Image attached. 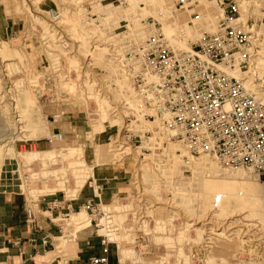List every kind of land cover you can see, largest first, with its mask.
<instances>
[{"label":"rangeland","instance_id":"rangeland-1","mask_svg":"<svg viewBox=\"0 0 264 264\" xmlns=\"http://www.w3.org/2000/svg\"><path fill=\"white\" fill-rule=\"evenodd\" d=\"M190 4L180 10L177 0H0V175L29 202L71 201L82 190L97 198L55 217L58 253L89 236L111 264H264V174L225 170L231 168L218 161L220 168L206 153H192L187 136H176L178 144L159 134V122L128 127L135 101L121 60L130 72L129 48L149 40L151 28L180 51L214 31L219 0ZM254 5L264 7V0ZM58 10L56 25L47 12ZM129 30L139 42L124 40ZM134 56L135 72L144 73L138 47ZM52 134L63 140L49 141ZM211 180L233 188L206 191ZM42 185L48 191L37 194ZM210 228L223 237L206 245ZM242 240L249 244L240 249Z\"/></svg>","mask_w":264,"mask_h":264},{"label":"built area","instance_id":"built-area-1","mask_svg":"<svg viewBox=\"0 0 264 264\" xmlns=\"http://www.w3.org/2000/svg\"><path fill=\"white\" fill-rule=\"evenodd\" d=\"M190 1L177 0V5L180 10H187L191 8ZM245 1L219 0L223 14L215 31L203 32L189 50L176 51L162 33L129 48L130 73L138 90L149 95L148 98L155 97L158 114H168L167 123L175 136H187L185 143L188 142L187 148L192 153H208L226 167L251 168L261 175L264 102L248 92L242 78L232 74L234 70H253L260 48L253 38L264 41L261 28L264 7L255 6L256 0H252L246 11L242 8ZM194 16L195 21L201 20L198 12ZM136 47L145 64L141 74L135 72ZM152 115L157 117L149 112L145 117ZM85 208L92 211L91 203ZM38 210L39 203L29 202L26 208L29 222L36 223ZM109 262L105 253L92 257L89 264Z\"/></svg>","mask_w":264,"mask_h":264},{"label":"crops","instance_id":"crops-1","mask_svg":"<svg viewBox=\"0 0 264 264\" xmlns=\"http://www.w3.org/2000/svg\"><path fill=\"white\" fill-rule=\"evenodd\" d=\"M90 198L97 199L91 191L82 190L71 201L43 199L36 223H31L26 216L27 197L0 175V264H89L92 257L104 255L100 240L89 236L68 243L63 253L57 252L55 238L61 227L55 217L68 215Z\"/></svg>","mask_w":264,"mask_h":264},{"label":"bare ground","instance_id":"bare-ground-1","mask_svg":"<svg viewBox=\"0 0 264 264\" xmlns=\"http://www.w3.org/2000/svg\"><path fill=\"white\" fill-rule=\"evenodd\" d=\"M244 5H245V2H243V4H242V8L243 9H246L245 7H244ZM54 12V11H53ZM47 14H48V18H49V20L52 22V23H57V22H59L60 20H61V18H62V12H60L59 10H58V12L56 13L55 12V14L54 13H52V12H47ZM222 14H223V11L221 10V17H222ZM262 16H264V14H261ZM221 17H220V19H221ZM103 19V17H101V19L100 20H102ZM102 22V21H101ZM63 24V22L61 21L60 22V26ZM57 25V24H56ZM56 25H54V26H56ZM59 25V24H58ZM153 26V25H152ZM63 27V26H62ZM59 28V27H58ZM60 29V28H59ZM155 29V30H154ZM151 28V30H149V34H153V35H156V34H160V33H162L163 34V36L165 37V40L169 43V40L167 39V37H166V35L164 34V32H163V30L162 29H159V30H156L157 28ZM216 29V28H215ZM61 32H62V30H60ZM215 31V30H214ZM214 31H210V32H214ZM132 30H129L127 33H124V40H127L128 38H132V41H136L135 40V38H134V36L132 35ZM202 32H205V30L204 31H202ZM264 33V32H263ZM149 34H148V36H149ZM258 34V33H257ZM257 36H259V35H257ZM147 38V37H146ZM146 38H144L142 41H144ZM199 38H200V36L198 37V40H199ZM197 40V41H198ZM253 41H255V43L256 44H258V45H260V48L257 50V56L255 57V60L253 61L254 63H253V70L252 69H250V71H248V72H240V71H238V70H234V71H232V74L233 75H236V76H238V77H240V78H242L243 79V81L245 82V86H246V88H247V90H248V92H250V93H253L259 100H261V101H263L264 102V100L263 99H261V96L260 95H258L257 94V91L254 89V88H258L259 89V91L260 92H264V86H262L263 84V82H264V53L262 52V49L264 48V43H262V41H259V39L258 38H253ZM136 42H139V41H136ZM118 43H119V41H118ZM118 43H116V41H115V45H114V49H115V47L117 46L116 44H118ZM121 45V44H120ZM169 45H170V43H169ZM192 46V45H191ZM117 48V47H116ZM121 48V47H120ZM113 49V50H114ZM176 51H180V50H176ZM125 60H121V67H122V69H123V71L126 73V74H128V76H129V78L130 79H128L126 82L128 83V85L129 86H131V87H133V92H134V101H135V108H134V110L130 113V115H131V117H135L136 118V121H133L132 120V122L131 123H129L128 124V127H129V130H131V128L130 127H138V128H146V124L149 122V123H154V122H159V124H160V127H159V129H158V133L159 134H164V133H166L167 135H170V137L171 138H173V139H175V142L176 143H183L182 141H178L175 137V135H176V133H175V131L174 130H172L171 128H169V125H168V123H167V121H168V119H169V116H168V114L167 113H162L161 115L160 114H158V109H157V104H158V102H157V100L155 99V97L153 96L152 98H148V96H147V94L146 93H144V92H141L140 90H138V88L136 87V85L133 83V76H132V74L129 72V70H128V68H127V66L125 65ZM127 71H126V70ZM230 72V71H229ZM252 74V75H251ZM259 82H261V83H259ZM262 84V85H261ZM263 88H262V87ZM254 87V88H253ZM146 112H149V113H153V114H156L157 115V117L154 119V120H149V119H147L146 117H145V114H146ZM19 118V117H18ZM148 128V127H147ZM157 131V130H156ZM49 140L50 141H54V140H60V142L63 140V135L62 136H60V135H54V134H52V135H50L49 137ZM184 144V143H183ZM103 148H105L104 146H101V149H100V153H99V158H100V160H102V161H105V159L106 158H108L107 156H106V153H105V151H104V149ZM114 150V149H113ZM112 153V152H111ZM113 154H114V152H113ZM23 155V154H22ZM25 156L24 157H27V156H29V157H33L34 156V154H33V152L32 153H27V154H24ZM210 154H206V155H204V156H207V158H208V160H210V161H212V163L214 164V165H216V166H218V167H220L219 165H218V160L215 158V157H212V158H210V156H209ZM203 157V156H202ZM122 158V157H121ZM191 158H193V157H191ZM107 160V159H106ZM108 160H110V159H108ZM216 160V161H215ZM122 162V161H121ZM109 163V162H108ZM103 164H105V163H103ZM124 164V163H123ZM192 164V163H191ZM221 164V163H220ZM105 167V166H104ZM221 168V167H220ZM228 168H231V167H228ZM246 167H239V168H231V169H225V170H231V171H234V170H237V171H245L246 169H245ZM247 169H249V170H252L254 173H256L257 175H259L257 172H255L253 169H251V168H247ZM249 170H247V171H249ZM251 172V171H250ZM245 183H247V182H245ZM205 185V189H206V191H209V192H212V191H218L219 189H232L233 188V186H231V185H229V184H225V182H219V181H213V180H211V181H209V182H207V184H204ZM244 187V186H243ZM40 190H36V189H34L35 191H38L37 192V194H41L44 190H46V191H48V189H46V188H44L43 187V185L39 188ZM221 190V191H222ZM225 192V191H224ZM31 194H33V192L31 191L30 192ZM231 193H233V192H231ZM231 193H229L230 195H232ZM37 194H33L34 196L35 195H37ZM242 195H245V193L242 191ZM34 196H32V197H34ZM38 196V195H37ZM41 196H43V195H41ZM247 196H250L249 194H247ZM33 199V198H32ZM221 199H222V197L221 196H219V197H217L216 198V200H215V202L216 203H220V201H221ZM245 203V202H244ZM244 206V205H243ZM153 207H155V206H153ZM152 207V208H153ZM151 208V209H152ZM164 209V208H163ZM162 209V206L161 207H155V208H153V212H161V210H163ZM164 212V211H163ZM165 212H166V210H165ZM162 213V212H161ZM166 214V213H165ZM163 215H164V213H163ZM209 217H211L210 215L207 217V219L209 218ZM165 218V217H164ZM206 219V220H207ZM205 220V221H206ZM210 222L212 221V218L211 219H208ZM208 221V222H209ZM234 221V220H233ZM207 222V221H206ZM231 222V221H230ZM235 222V221H234ZM190 223V221L188 220V223H187V225H185L187 228H193V224L191 225V224H189ZM193 223V222H192ZM214 223V222H213ZM210 224H212V223H210ZM230 225H232L233 223H229ZM242 224V223H241ZM225 225H228V224H225ZM224 225V226H225ZM234 225V224H233ZM210 226H212V225H210ZM229 226V225H228ZM240 227V226H239ZM214 228H215V226H214ZM235 228V227H234ZM233 228V229H234ZM211 230H209V232H208V234H207V239H206V241H204V244H206V245H211V241L213 240V236L215 237H219V238H221V236H222V234L221 233H218V234H216L217 232H214L215 230H213L212 228H210ZM216 229V228H215ZM189 230V229H188ZM227 230V229H226ZM197 232L196 233H198V234H200L201 233V231H200V229H197L196 230ZM211 231V232H210ZM222 231V230H221ZM233 231V230H232ZM241 230H239V232H240ZM219 232V231H218ZM228 232V231H227ZM234 232V231H233ZM214 233H215V235H214ZM224 233V232H223ZM225 234V233H224ZM203 235V234H202ZM226 236V235H225ZM228 236V235H227ZM223 237V236H222ZM204 238H205V236H204ZM204 240V239H203ZM243 241V240H242ZM247 241V242H246ZM244 240L243 242H241L240 243V247L242 246H244V244H249V240ZM206 247V246H205ZM242 247L240 248V249H242ZM245 247V246H244ZM248 247V245H246V248ZM250 247V246H249ZM210 248V247H209ZM212 248V247H211Z\"/></svg>","mask_w":264,"mask_h":264}]
</instances>
